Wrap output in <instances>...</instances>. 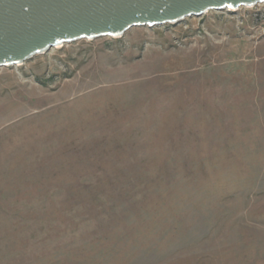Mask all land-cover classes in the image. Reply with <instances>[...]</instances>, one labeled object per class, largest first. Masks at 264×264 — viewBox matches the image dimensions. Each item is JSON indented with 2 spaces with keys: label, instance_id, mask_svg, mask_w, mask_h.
<instances>
[{
  "label": "rangeland",
  "instance_id": "obj_1",
  "mask_svg": "<svg viewBox=\"0 0 264 264\" xmlns=\"http://www.w3.org/2000/svg\"><path fill=\"white\" fill-rule=\"evenodd\" d=\"M0 264H264V4L0 69Z\"/></svg>",
  "mask_w": 264,
  "mask_h": 264
},
{
  "label": "water",
  "instance_id": "obj_2",
  "mask_svg": "<svg viewBox=\"0 0 264 264\" xmlns=\"http://www.w3.org/2000/svg\"><path fill=\"white\" fill-rule=\"evenodd\" d=\"M259 4L264 0H0V69L77 41L119 39L133 28Z\"/></svg>",
  "mask_w": 264,
  "mask_h": 264
}]
</instances>
